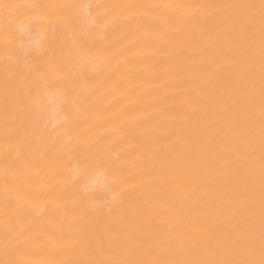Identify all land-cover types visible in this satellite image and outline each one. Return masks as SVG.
<instances>
[{"label": "bare ground", "instance_id": "bare-ground-1", "mask_svg": "<svg viewBox=\"0 0 264 264\" xmlns=\"http://www.w3.org/2000/svg\"><path fill=\"white\" fill-rule=\"evenodd\" d=\"M0 264H264V0H0Z\"/></svg>", "mask_w": 264, "mask_h": 264}]
</instances>
